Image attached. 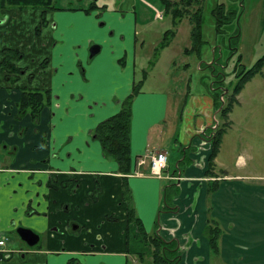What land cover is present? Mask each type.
<instances>
[{"label": "crops", "instance_id": "1", "mask_svg": "<svg viewBox=\"0 0 264 264\" xmlns=\"http://www.w3.org/2000/svg\"><path fill=\"white\" fill-rule=\"evenodd\" d=\"M80 1L86 5L43 14L0 8V239L19 226L39 236L34 246L20 239L13 250L7 242H17L7 238L3 248L9 252L0 264H67L71 257L83 264H122L129 202L124 183L144 230L176 242L179 264H264V163L248 164L234 143L247 121L235 107L243 106L241 93L252 78L220 116L226 126L213 155L209 126L223 103L218 108L206 93H189L187 80L185 94L175 100L179 122L171 140L165 77L175 60L170 42L161 47L169 29L147 19L151 9L161 20L160 10L143 0ZM92 44L100 50L89 58ZM5 49L21 54L20 71L9 75L3 69ZM182 53L190 55L185 48ZM157 65L151 81L149 70ZM179 67L185 70L189 62ZM134 82L141 85L131 106L130 173L122 174L115 160L103 156L92 129L119 111ZM24 89L48 91L46 105L32 112ZM170 140L181 150L176 170L166 166L165 174L155 176L146 164L137 165L147 153H165Z\"/></svg>", "mask_w": 264, "mask_h": 264}, {"label": "rangeland", "instance_id": "2", "mask_svg": "<svg viewBox=\"0 0 264 264\" xmlns=\"http://www.w3.org/2000/svg\"><path fill=\"white\" fill-rule=\"evenodd\" d=\"M177 1L178 0H170V2ZM143 2L153 5L154 7L159 9L160 14L162 15V19L157 20L153 17L154 12H151V9L148 8L149 11L147 12V19L148 21H152L149 25L156 28L163 27L162 30L170 29L174 32L173 36L170 37V43H168V51L170 53V57L173 56V59L175 60V66H171V69L168 72V76L165 77V91L168 92L171 97V100L169 101V112L166 119H172V122L166 127V133L168 137L171 138L173 133L178 129H176V126L179 122L178 117H175L176 106L178 104L175 100L178 97L180 98V96L183 97V95L185 94V83L187 80H189V85H191V90H189V93H206L214 100V102H216L215 105L219 106L220 103L215 99V93L217 91L214 88L215 83H213L215 79H212V76H210L211 72H209V64H211L213 56H216L217 60L223 62V60L228 55L226 53L228 48H233V54L227 61V69L224 71L227 73L225 85L224 83L223 85L225 89H227V92L223 97V103L225 101L227 103L228 95L231 93L233 84L236 81L237 72L241 68H251L256 63V61L264 55V31L261 34L262 31L259 24L260 1L203 0L201 35L204 43L202 44L200 49L196 51V53L189 52V56L184 55L182 53V49L185 48L187 50H190L192 46L190 33L193 24L189 20V14L193 13L197 9L198 5L194 4L193 6L189 7L188 16H182L181 19H178V22L174 24L173 22H171V13L164 12V10L161 9L163 5L160 0H143ZM54 4L55 6L60 8V6H83L86 5V2L80 0H54ZM142 5L144 9H147V7H145V4ZM213 11H218V15H216L218 16L217 18L212 15ZM216 22H221L219 28L222 30L219 33L215 30ZM230 38V44L232 47L228 46V39ZM151 39L154 40V38ZM215 45H217V47H219L220 49L218 48L213 54L212 49ZM221 48L222 51H220ZM159 49L160 47L158 46L156 48V51H158ZM201 51L203 52L200 55ZM205 51H207L206 54ZM147 52H149V57L155 59L156 55L152 54V49L147 48ZM186 60L189 62V67L187 69L184 70L182 67L177 68L178 65L181 66ZM218 66L219 65H217L216 70H219ZM151 71L149 70V78L151 81H153L155 80L154 77L159 74V65H157V67L152 72ZM261 71L263 75L256 73L251 77L252 79L246 83L244 90L241 93L243 99H245L243 106L235 107V111L241 110L243 112H246L247 116L246 124L241 128L243 136L241 135L240 131H237L236 136L234 137V143L237 148L236 154L240 153L243 157H245L248 161V164L256 163V161L264 163V66L262 67ZM215 122H217L219 126L222 124L220 113H218L216 117H213L212 124ZM212 124L209 126L208 134L213 127ZM168 137L164 140L165 142L169 141ZM208 137L210 139V136ZM171 140V148L164 149L167 156V171L170 172L177 169V157L179 154H181L180 148L176 145L175 141L171 142ZM165 172L166 171L164 169L160 175L165 174ZM165 183H168V181L164 180L163 184L165 185ZM161 193L163 195V192ZM170 194L171 192L167 193L168 198ZM164 204L165 202L163 201L162 206ZM148 225L149 224H146L147 227ZM9 237H12L13 241L17 242L15 243L16 245L12 243L13 245L10 246V242H7L6 240L7 246H9L10 250L19 248V243L22 242L19 236L16 234L15 230L8 233L7 237H4V239ZM134 242L138 243L137 241ZM40 244L44 247L43 240ZM175 245L176 242L173 241L171 247L175 249ZM23 246L24 244L21 247ZM168 246L169 244L167 245V249ZM166 253L169 257L174 254L171 251H166ZM36 263L38 264V262ZM122 264L153 263L151 261V257H149L147 254L146 256H144L143 260H140L134 253H125Z\"/></svg>", "mask_w": 264, "mask_h": 264}, {"label": "trees", "instance_id": "3", "mask_svg": "<svg viewBox=\"0 0 264 264\" xmlns=\"http://www.w3.org/2000/svg\"><path fill=\"white\" fill-rule=\"evenodd\" d=\"M164 9L171 13L172 22L176 24L178 19H181L182 16L189 14V7L197 4V9L189 14V20L192 22L193 26L191 29V41L192 46L190 50L185 49L188 53L198 51L202 46V31H201V22H202V3L203 0H178L177 2H170V0H160ZM92 7L94 5H91ZM33 8L41 9L42 14L46 9H58L59 7L55 6L54 0H0V8ZM62 8V7H60ZM76 9V8H69ZM212 15L216 18L218 16V11H213ZM44 24V19L41 23L37 25L36 31L39 32L41 26ZM221 22H216L215 30L219 33ZM174 32L172 30L165 31L162 40L161 47L165 46L170 37L173 36ZM231 45V44H230ZM232 47V46H231ZM233 48H231L230 53ZM233 54H229V57ZM21 57V54L17 51H12L10 49L4 50V57L2 59L1 65L8 74H13L20 71V68L16 66V60ZM264 66V55L259 58L256 63L248 69L241 68L236 74V81L233 84L232 91L228 95L227 103L226 101L219 109L220 116H225L230 110L232 104L235 101V95L242 89L246 81H248L254 74L261 72L262 67ZM12 79V77H8ZM141 82H134L131 92L121 101V106L118 112L109 116L108 118L99 122L92 129V136L99 141L101 145L102 154L106 158H110L116 161L118 164V171L122 174L130 173V121H131V104L135 94L138 92ZM225 95V89L216 91L215 99L221 103L219 100L220 94ZM24 94H26V102L31 108L32 112L39 110L41 107L46 105V99H48V91L39 90V89H24ZM227 104V105H226ZM226 123H222L219 127H216L213 134L210 136V141L212 142V155L217 150L222 133L225 130ZM122 194L124 199L128 202L126 208V252L134 253L138 256L140 260L144 259L146 254L151 257L153 264H175L177 262L178 256L177 248H172L174 240H165L156 233H147L142 225L140 218L137 216L134 210L132 201L129 200V187L126 183L123 184ZM93 196V194H92ZM110 218V217H108ZM137 241L138 243H135ZM214 242V238H212ZM168 249H167V245ZM213 244V243H212ZM215 245V244H213ZM175 252L171 257L166 253ZM68 264H81L75 258H71L68 261Z\"/></svg>", "mask_w": 264, "mask_h": 264}, {"label": "flooded vegetation", "instance_id": "4", "mask_svg": "<svg viewBox=\"0 0 264 264\" xmlns=\"http://www.w3.org/2000/svg\"><path fill=\"white\" fill-rule=\"evenodd\" d=\"M230 41H231V38L230 39H228V46H230L231 47V45H230ZM219 47H215V50H214V52H213V49H212V52H213V54L216 52V50L218 49ZM231 51V48H228V55L230 54V51ZM226 56V58L223 60V62H220V60H217V58H216V56H213L212 57V60H211V64H209L210 65V67H209V72H211V75L210 76H212V79L214 78L215 80L213 81V83H215V89L217 90V91H219V90H221L222 88L223 89H225V87H224V85H225V79H226V72H224L225 70H226V67H227V61L226 60H229L230 59V57L229 56ZM217 65H219L218 66V68H219V70H216V67H217ZM223 83H224V85H223ZM214 85V84H213ZM213 85H212V87H213ZM209 90H210V88H209ZM225 92H227V89H225ZM224 97V95L221 93L220 95H219V100H221L222 102L219 104V106H221V104L223 103V98ZM219 106H218V108H219ZM74 226V225H73ZM38 235V234H37ZM4 239V238H3ZM5 240V242H4V245H5V243H6V240H7V238H5L4 239ZM38 240H39V236H38ZM23 241V240H22ZM24 242V241H23ZM38 242V241H37ZM25 243V242H24ZM4 245L3 246H0V259H1V261H3V260H5L6 258L4 257L5 256V253L6 252H9L8 250L6 251V250H4ZM25 245L26 246H28L26 243H25ZM34 246V245H33ZM28 247H32V246H28ZM175 247L177 248V253H176V251L174 252V254L176 255V256H178V258H179V255H178V247H177V245H175ZM2 252H4V253H2ZM71 258H75L77 261H79L80 262V260L78 259V258H76V257H71ZM71 258H69L68 260H67V264H68V261L71 259ZM178 258H177V262L175 263V264H178L179 262V260H178ZM81 264H83L82 262H80Z\"/></svg>", "mask_w": 264, "mask_h": 264}, {"label": "built area", "instance_id": "5", "mask_svg": "<svg viewBox=\"0 0 264 264\" xmlns=\"http://www.w3.org/2000/svg\"><path fill=\"white\" fill-rule=\"evenodd\" d=\"M157 17H161L160 12L157 13ZM213 127L210 130V133L208 134L211 136L213 134V131L217 127V122L212 124ZM200 132L204 133L203 129H200ZM147 165L149 168V173L151 175L160 176L161 172L166 168L167 164V156L166 153L161 151L156 152H150L147 153L141 157L137 158V165ZM171 179L179 180L180 177H170ZM5 240L0 239V246L4 245ZM1 250V249H0Z\"/></svg>", "mask_w": 264, "mask_h": 264}, {"label": "water", "instance_id": "6", "mask_svg": "<svg viewBox=\"0 0 264 264\" xmlns=\"http://www.w3.org/2000/svg\"><path fill=\"white\" fill-rule=\"evenodd\" d=\"M99 50L98 44H92L89 47V58L93 57ZM16 233L28 246H33L38 241V235L32 229L19 226L16 228Z\"/></svg>", "mask_w": 264, "mask_h": 264}]
</instances>
